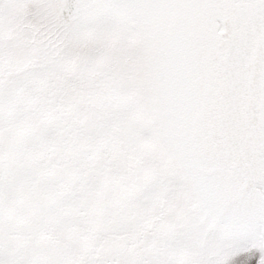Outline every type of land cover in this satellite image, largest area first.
Returning <instances> with one entry per match:
<instances>
[{"label": "snow or ice", "instance_id": "1", "mask_svg": "<svg viewBox=\"0 0 264 264\" xmlns=\"http://www.w3.org/2000/svg\"><path fill=\"white\" fill-rule=\"evenodd\" d=\"M0 264H264V0H0Z\"/></svg>", "mask_w": 264, "mask_h": 264}]
</instances>
